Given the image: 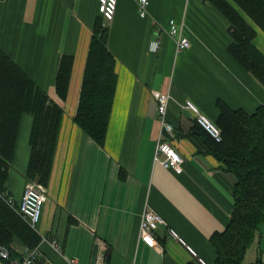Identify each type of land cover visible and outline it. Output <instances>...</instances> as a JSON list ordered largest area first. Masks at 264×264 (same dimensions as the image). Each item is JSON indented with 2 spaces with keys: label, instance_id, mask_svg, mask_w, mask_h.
Masks as SVG:
<instances>
[{
  "label": "crops",
  "instance_id": "1",
  "mask_svg": "<svg viewBox=\"0 0 264 264\" xmlns=\"http://www.w3.org/2000/svg\"><path fill=\"white\" fill-rule=\"evenodd\" d=\"M98 14V0H0V49L63 109L35 228L41 235L36 264H72V258L91 264L94 243L98 254L105 256L108 250L106 264H201L169 239L165 228L141 232L146 208L161 214L198 256L214 264L210 237L229 221L236 178L193 132L194 118L182 104L190 99L212 121L218 99L251 113L264 105V86L227 52L232 40L228 22L207 0H149L145 16L138 12V0H117L113 19L103 18L117 83L100 145L73 120ZM170 20L182 25L189 39L181 51L168 32ZM253 27V43L264 54V36ZM154 39L160 41L156 51L150 48ZM64 53L73 55V68L62 99L54 78ZM165 91L171 96L167 118L174 130L164 137L183 158L179 172L154 159L160 131L157 97ZM31 124L32 115L23 114L6 182L15 201L27 180ZM258 234L244 256L250 252L251 258L243 264H264V221ZM11 245L18 254L24 248L17 238ZM0 264L6 261L0 259Z\"/></svg>",
  "mask_w": 264,
  "mask_h": 264
},
{
  "label": "trees",
  "instance_id": "2",
  "mask_svg": "<svg viewBox=\"0 0 264 264\" xmlns=\"http://www.w3.org/2000/svg\"><path fill=\"white\" fill-rule=\"evenodd\" d=\"M228 22L232 38L229 55L264 86V54L254 45L255 28L241 11L264 32V0H207ZM108 27L101 13L95 17L88 45L74 122L98 144L103 145L115 95L117 74L115 57L107 45ZM73 68V55L60 56L54 78L57 95L65 99ZM214 123L221 130L217 141L194 120L193 132L201 136L206 149L235 176L233 208L222 231L214 232L210 243L215 250L214 264H243L247 249L259 236L264 221V105L249 113L216 101ZM32 115L29 132V158L25 176L43 187L49 182L57 145L62 107L52 101L28 73L0 49V244L7 245L11 257L17 238L23 247L33 248L41 240L5 202L2 193L12 164L16 138L23 114ZM6 264H11L5 260Z\"/></svg>",
  "mask_w": 264,
  "mask_h": 264
},
{
  "label": "built area",
  "instance_id": "3",
  "mask_svg": "<svg viewBox=\"0 0 264 264\" xmlns=\"http://www.w3.org/2000/svg\"><path fill=\"white\" fill-rule=\"evenodd\" d=\"M117 0H98V10L105 20H112L115 14ZM149 0H138V12L141 16L147 14ZM169 34L175 39L176 49L181 51L189 46V39L184 35L182 25L174 20L169 21L168 27ZM160 41L154 39L150 42V48L156 51L159 47ZM171 99L168 91L159 93L157 97V116L160 122V131L157 138L154 151V159L159 160L164 167L172 168L175 171H181L182 156L176 151L171 141L164 137V134L172 135L174 126L167 118L168 104ZM182 107L188 110L194 120L201 125L213 138L217 141L221 139L220 128L202 113L199 108L190 100L186 99L182 104ZM163 154L164 157L160 159L159 155ZM45 188L41 184H38L35 180H26L22 195L18 201H15L10 194L5 191L2 196L5 202L32 228H36L38 224L43 204L45 202ZM165 228L166 235L169 239L183 245L186 250L193 256L197 257L201 264H208L203 258L198 256L196 251L184 240L179 233L170 226L161 214L152 208H146L141 214L140 228L142 233H150L157 228ZM53 245L57 248L60 246L56 244V241H52ZM39 248L35 246L33 248L24 247L22 251L15 257H11L10 249L7 245L0 244V259L9 260L11 264H36L39 258ZM105 256L97 253L94 264H106ZM72 264H77V260L72 258L70 260Z\"/></svg>",
  "mask_w": 264,
  "mask_h": 264
},
{
  "label": "rangeland",
  "instance_id": "4",
  "mask_svg": "<svg viewBox=\"0 0 264 264\" xmlns=\"http://www.w3.org/2000/svg\"><path fill=\"white\" fill-rule=\"evenodd\" d=\"M231 1V0H230ZM231 3L233 4V5H235L234 4V2H232L231 1ZM236 6V5H235ZM241 14L244 16V18L247 20V22L248 23H250L251 25H253V26H257L255 23H253V21L247 16V15H245L242 11H241ZM257 28V30H258V33L259 32H261V34H263L262 36H264V33H263V31H261L260 29H259V27L257 26L256 27ZM30 180H34V179H30ZM36 181V180H35ZM37 182V181H36ZM38 183V182H37ZM39 184V183H38ZM259 234H261L260 232H259ZM256 248H258V245L255 247V249ZM251 249V248H250ZM249 258H251V255H250V252L246 255V257H245V259H244V263L246 262V261H248L249 260ZM255 258H257V253H255Z\"/></svg>",
  "mask_w": 264,
  "mask_h": 264
},
{
  "label": "water",
  "instance_id": "5",
  "mask_svg": "<svg viewBox=\"0 0 264 264\" xmlns=\"http://www.w3.org/2000/svg\"><path fill=\"white\" fill-rule=\"evenodd\" d=\"M98 247H99V245L97 243H94L93 248H92L91 260H90L91 264L95 263L96 256H97V253H98ZM104 255H105V258L107 259L108 250L105 251Z\"/></svg>",
  "mask_w": 264,
  "mask_h": 264
}]
</instances>
